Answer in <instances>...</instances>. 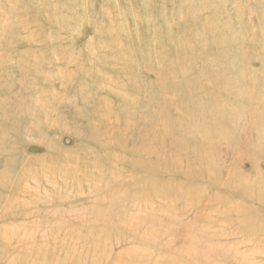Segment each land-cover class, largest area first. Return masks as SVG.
I'll return each instance as SVG.
<instances>
[{"label": "rangeland", "instance_id": "1", "mask_svg": "<svg viewBox=\"0 0 264 264\" xmlns=\"http://www.w3.org/2000/svg\"><path fill=\"white\" fill-rule=\"evenodd\" d=\"M195 262L264 264V0H0V264Z\"/></svg>", "mask_w": 264, "mask_h": 264}, {"label": "bare ground", "instance_id": "2", "mask_svg": "<svg viewBox=\"0 0 264 264\" xmlns=\"http://www.w3.org/2000/svg\"><path fill=\"white\" fill-rule=\"evenodd\" d=\"M192 246V244H187L182 250H181V253H182V255H184L181 259L183 260V261H187L190 257H201V256H203L204 255V252H201L200 254H194V252H196V251H194V252H192L191 251V247ZM181 254L179 253L178 255H176V258H178V256H180ZM197 262V261H196ZM196 262H195V264H196ZM198 262H200V261H198ZM202 262V261H201Z\"/></svg>", "mask_w": 264, "mask_h": 264}]
</instances>
